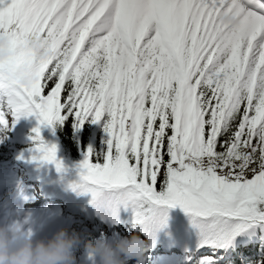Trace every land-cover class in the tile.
<instances>
[{
  "label": "snow or ice",
  "instance_id": "1",
  "mask_svg": "<svg viewBox=\"0 0 264 264\" xmlns=\"http://www.w3.org/2000/svg\"><path fill=\"white\" fill-rule=\"evenodd\" d=\"M29 114L108 117L118 154L90 150L70 187L131 208L145 252L179 205L197 231L185 264L256 240L242 259L264 264V0H0V124Z\"/></svg>",
  "mask_w": 264,
  "mask_h": 264
},
{
  "label": "trees",
  "instance_id": "2",
  "mask_svg": "<svg viewBox=\"0 0 264 264\" xmlns=\"http://www.w3.org/2000/svg\"><path fill=\"white\" fill-rule=\"evenodd\" d=\"M104 118L94 124L92 119L89 118L81 125L78 124L74 115H68L62 122L57 121L52 124H40L35 114L21 115L19 119L15 120L10 126V131L7 132L8 137L11 139L10 144L7 147H0V180L10 184H13V181L18 182L20 180V175L17 174L14 168L15 166L37 172L41 171L45 164L54 162L46 161L41 158L42 153L36 147L39 141L32 140L25 144L19 143L16 129L17 125L25 126L26 138L35 137L36 133L33 129L39 127L43 142L49 146H56V160L60 157L73 165L79 166L85 157L88 156L90 150L92 159L96 162L103 163L109 155L115 158L118 154L115 148V141L113 140L110 144L109 141L112 139L111 137L102 138L101 136ZM8 125L9 124L6 126L0 124V129L2 127L6 128ZM79 179L80 174L73 180H65L62 183L65 193L70 190V185L73 182H78ZM45 189L49 191L48 188ZM28 196H34L32 190L28 191ZM68 220L70 223H74V221H83V218L80 212H78L68 218ZM129 221L130 223L127 225L128 229H124L121 236H129L134 230L139 231V226L135 223L133 215L130 217ZM164 232H168V240L174 242V245H172L174 247L172 249L173 261L178 257L179 250L177 246L181 241L183 242L187 237L194 238L197 236V231L191 223V216L178 213L171 207L167 210L166 223L156 232L155 237L164 234ZM117 237L119 236L113 239ZM148 237L150 236L146 238ZM259 250V240L250 243H242L236 252L225 259L224 264H229V261H231V264H244V259H258ZM164 251V248L161 246L157 247L155 250H147L144 254L145 259L140 261L139 264H160L163 259ZM242 256L244 259H242ZM130 259L132 258H127V260ZM129 264L133 263L129 261Z\"/></svg>",
  "mask_w": 264,
  "mask_h": 264
},
{
  "label": "clouds",
  "instance_id": "3",
  "mask_svg": "<svg viewBox=\"0 0 264 264\" xmlns=\"http://www.w3.org/2000/svg\"><path fill=\"white\" fill-rule=\"evenodd\" d=\"M228 22V18H225ZM117 208L110 217L116 220ZM83 238L67 227H59L50 235H37L25 222L8 217L0 221V264H76L74 249ZM84 247L97 264H127V258L139 261L144 257L147 238L140 231L115 239L88 237L83 239Z\"/></svg>",
  "mask_w": 264,
  "mask_h": 264
},
{
  "label": "rangeland",
  "instance_id": "4",
  "mask_svg": "<svg viewBox=\"0 0 264 264\" xmlns=\"http://www.w3.org/2000/svg\"><path fill=\"white\" fill-rule=\"evenodd\" d=\"M107 119H108L107 116H105V118L103 119V124H102V129H101L102 138H105V137L109 138L110 137L109 133L105 131V122ZM94 123L95 122H93V124ZM12 124L13 123L10 122L8 127H6V128L2 127L0 129V147H4V146L7 147L10 144L11 139L8 137L7 132L10 131V126ZM16 129H17V135L19 137V143L25 144V143H29L32 140H34L33 137L26 138V136H25L26 135V133H25L26 128L24 125H17ZM60 162H62V161H60ZM54 164H56V162L52 163L50 165L53 166ZM50 165H47V167ZM14 168H15L17 174L20 175V180L17 183L15 181H13V184H10V183L2 184L0 182V205L12 203V206L8 209V212L13 215V218H18V219L24 221V218H27V216H33V220H35L34 217H36V215H38L36 218L38 221L43 223V227L46 226V224L48 223L49 220L50 221L53 220L52 223L57 222V224H62V222H60L59 220H62V215H66V214L63 213L65 207L62 206L61 201L63 199L65 200L67 198H70V196L73 198V200L82 201L85 205V206H83V208L85 207L90 211L89 212L90 216L91 215L102 216L101 212L97 210L96 206L91 203V200H92L91 193H81L77 190H72L70 192V190H69L66 198L63 197V195L60 193L62 183L65 180H68V179L73 180L77 175L80 174V167L79 166L74 167L75 171L69 170L68 168H64L65 169L64 176L61 175L63 177L64 181L57 188L56 187L51 188V187L43 186L44 189H45V187L49 188L48 192H50V194H48L47 196L41 190V187L39 186V182L37 183V181H38L37 177H33V175H32L33 171L32 170L20 168L19 166H15ZM28 180H30V181H28ZM12 185H15V188L17 189V191L13 192V191L9 190L10 186H12ZM26 187L32 188L34 196L29 197L26 195V196H24V199H23V197L21 198L19 196L22 193H24V190ZM55 194L57 195V197H56V200L54 201V199H51L50 197H52ZM171 208H174L175 210H177V212H186L184 209H182L181 207H179L177 205L174 207H171ZM50 210H51V214L54 213V215L51 217V219L48 216V214H50ZM77 212L67 214V217L68 218L72 217V215L77 214ZM132 213L133 212L131 211V214ZM131 214H129V215L126 214L124 216H121V212H120V215H118V217L115 221H112L113 219L108 215L111 218V220L109 223L104 222V224H102L104 227L102 230V234H99V235H97L96 233H94L92 231V230L99 229V228H96V222L102 223V221H98L97 218L87 219V220H85L84 224H80L78 221L74 222V223H69L67 221H64L63 226L67 227L70 231L74 229L75 231H77L81 235V237L83 239H86L88 237H101L102 235L105 238L113 239L116 236H121V233L124 232V229H128L127 225L130 223L128 218L131 216ZM188 214H190V213H188ZM126 216H127V218L125 220H122L123 219L122 217H126ZM120 221H122V224H120ZM52 223H50V225H52ZM116 224H119V225L116 226ZM33 226L37 227L38 224L35 223V224H33ZM59 226H61V225H59ZM90 228L92 229L91 231H89ZM99 232H101V231H98L97 233H99ZM83 239L81 240V243L79 244V246L74 249L76 261L79 259V257L83 258L88 254L85 247H84ZM160 240H161V238L155 240L154 244L156 242H160ZM196 240L197 239L191 240V241H194L191 245H194ZM189 241H190V239H188V237H187L183 241V243L182 242L180 243L179 247L182 248L183 246L189 244ZM148 242H151V238L148 239ZM154 244L152 246H154ZM170 254L171 253L165 255L166 261L170 260V258H171ZM130 258H132V259L127 260V264H129V261H131L133 264H138L137 258H135V257H130ZM182 258H183V256H181V257L178 256L176 261H172V263L173 264H182V262H181ZM91 261L97 264V261L94 260L93 258Z\"/></svg>",
  "mask_w": 264,
  "mask_h": 264
},
{
  "label": "bare ground",
  "instance_id": "5",
  "mask_svg": "<svg viewBox=\"0 0 264 264\" xmlns=\"http://www.w3.org/2000/svg\"><path fill=\"white\" fill-rule=\"evenodd\" d=\"M59 161H62V160H59ZM61 163H62V166L68 168L69 170L75 171V169H74V167H76L75 165L69 164V163H67L65 161H62ZM56 167H57L56 164H54L53 166L50 165L44 173L51 174V173H53L55 171ZM131 211H132L131 208H127V209L123 208V209L120 210L121 216H124L126 214L129 215V214H131ZM120 212H119V215H120ZM122 218L123 219L127 218V216L126 217H122ZM26 227H28V224H26ZM42 232H43V230H42ZM42 232L39 234V232L36 230L37 235H41ZM82 259L83 258H81V259L79 258L76 261V264H77V262L82 261ZM91 260H92V258L88 257V259L84 261V264H96V263L92 262Z\"/></svg>",
  "mask_w": 264,
  "mask_h": 264
}]
</instances>
